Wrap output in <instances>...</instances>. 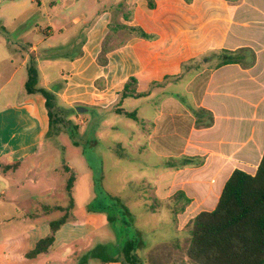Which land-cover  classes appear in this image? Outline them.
I'll return each instance as SVG.
<instances>
[{
  "label": "crops",
  "instance_id": "0c3cea01",
  "mask_svg": "<svg viewBox=\"0 0 264 264\" xmlns=\"http://www.w3.org/2000/svg\"><path fill=\"white\" fill-rule=\"evenodd\" d=\"M13 2L20 7L14 20L22 19L28 33L20 41L18 59L7 48L0 60L13 67L12 77L18 75L16 86L6 89L10 79L0 84V194L13 200L22 196V174L29 179L34 158L43 153L51 132L44 96L26 90L33 67L29 63L34 62L37 88L56 95L69 111L79 105L120 114L118 104L139 100L128 112H135L136 119H131L142 124L138 134L148 133L151 139L157 135V147L153 142L149 149L148 143L124 145L153 170L143 179L149 192L142 196L145 207L150 199L165 202L178 191L190 203L177 222L170 220L177 237L150 246L141 239L132 241L148 261L192 264L185 255L188 238L182 236L183 227L200 212L215 209L235 170L255 174L264 154V0H152V7L149 0ZM42 8L50 26L47 34L56 30L62 35L74 27L65 40H46L32 29ZM29 11L33 21L23 19ZM80 31L84 36L77 47L57 51ZM43 44V53L51 55L40 53ZM49 68L57 69L64 80L58 89L45 72ZM132 77L141 96L121 101ZM78 119L83 126L88 120ZM114 142L111 150L119 159L137 162L123 154L121 140ZM54 248L55 236L52 246L32 260ZM121 261L120 256L102 264Z\"/></svg>",
  "mask_w": 264,
  "mask_h": 264
},
{
  "label": "rangeland",
  "instance_id": "374dc122",
  "mask_svg": "<svg viewBox=\"0 0 264 264\" xmlns=\"http://www.w3.org/2000/svg\"><path fill=\"white\" fill-rule=\"evenodd\" d=\"M19 10L13 0H0V60L7 48L12 49L9 54L14 59L20 56V41L28 32L22 26V19L14 20ZM40 10L37 26L32 22V29L36 28L46 40H65L74 27L64 30L62 35L56 30L53 35L47 34L50 26L45 10ZM30 13L27 12L23 19H29ZM29 21L33 20L30 18ZM63 25L66 22L57 27L58 31L63 30ZM83 36L80 31L76 38H69L70 43L58 47L57 51L77 47ZM44 47V44L39 46L41 54ZM69 52L72 55V51ZM43 54L44 57L51 55ZM43 62H46L45 58ZM29 64L36 69L34 62ZM60 65L66 67L67 63ZM5 66L7 69L2 70ZM45 72L51 81L57 82L55 89L64 84L57 69L49 68ZM0 73V84L10 79L6 89L16 86L18 75L12 77L13 67L8 62H0ZM52 95L55 108L51 132L41 150L43 153L34 158L29 179L25 180L22 174V196L13 200L8 194H0V201H3L0 203V264H102V258L120 256L121 264H133L123 258L122 249L127 241L141 239L150 246L155 241L177 237L170 224L171 212L165 206L157 213H151L145 207L142 198L149 192L143 179L153 175V170L149 172L143 165L144 157L125 146L148 143L149 149L153 142L157 147V135L151 139L150 134L143 131L138 134L141 123L109 109L78 105L69 111L61 107L63 104L56 95ZM139 104L137 99H128L116 107L131 111ZM81 110L87 111L82 113ZM78 116L88 118L84 126ZM117 140L125 144L123 154L126 158H135L136 163L119 159L116 151L111 150ZM67 210H70L68 214ZM66 215H69L68 219L54 233V250L32 260L34 257L30 254L37 241L51 235V223ZM182 236L188 238L185 233ZM136 252L146 258L138 264L172 263L171 260L148 261L146 252L140 253L137 249ZM93 254H98L99 258H94Z\"/></svg>",
  "mask_w": 264,
  "mask_h": 264
},
{
  "label": "trees",
  "instance_id": "16d2710c",
  "mask_svg": "<svg viewBox=\"0 0 264 264\" xmlns=\"http://www.w3.org/2000/svg\"><path fill=\"white\" fill-rule=\"evenodd\" d=\"M149 4L153 6L152 0H149ZM37 79L36 69L30 67L26 90L44 96L52 128L54 96L44 88H37ZM136 88V80L132 77L125 83L121 101L127 97L141 96ZM57 109L60 110L59 107ZM116 111L136 119L135 112L120 107ZM11 167L6 166L5 169ZM189 203L185 194L178 191L165 202L152 199L151 203H146V207L151 212H157L161 206H165L177 222L178 216ZM66 218L67 215L51 223L52 234L38 241L30 254L32 257L46 252L52 246L54 233ZM182 230L188 236L185 255L192 264H264V154L255 174L235 170L225 183L215 209L200 212ZM136 248L135 241H127L122 249L123 258L138 264L140 261ZM93 257L99 258L97 255ZM102 261L114 262L116 258H102Z\"/></svg>",
  "mask_w": 264,
  "mask_h": 264
},
{
  "label": "water",
  "instance_id": "95a60500",
  "mask_svg": "<svg viewBox=\"0 0 264 264\" xmlns=\"http://www.w3.org/2000/svg\"><path fill=\"white\" fill-rule=\"evenodd\" d=\"M78 109H81V108H78ZM82 111V110H81Z\"/></svg>",
  "mask_w": 264,
  "mask_h": 264
}]
</instances>
